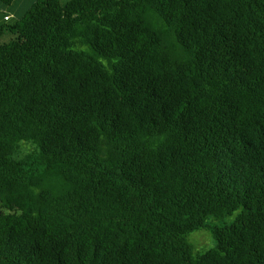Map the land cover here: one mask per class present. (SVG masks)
<instances>
[{
    "label": "trees",
    "instance_id": "obj_1",
    "mask_svg": "<svg viewBox=\"0 0 264 264\" xmlns=\"http://www.w3.org/2000/svg\"><path fill=\"white\" fill-rule=\"evenodd\" d=\"M0 14V264H264V0Z\"/></svg>",
    "mask_w": 264,
    "mask_h": 264
},
{
    "label": "rangeland",
    "instance_id": "obj_2",
    "mask_svg": "<svg viewBox=\"0 0 264 264\" xmlns=\"http://www.w3.org/2000/svg\"><path fill=\"white\" fill-rule=\"evenodd\" d=\"M31 1L32 0H15L12 6L10 7L4 6L0 2V13H8L12 15V19L8 23L15 24L18 21V19L22 17V14L27 11L29 3ZM60 1L65 4L71 0H60ZM1 23H4L3 14H0V25ZM12 41H14V37L9 33H5L0 37V45H5ZM0 207H1V203H0ZM239 212H236L231 216H226L222 219L209 218L208 224L212 228L224 227L230 225L234 222ZM188 242L193 246L195 251L198 253H205L215 248L217 244L215 236L213 235L212 232L208 230L198 231L191 234L188 238Z\"/></svg>",
    "mask_w": 264,
    "mask_h": 264
},
{
    "label": "crops",
    "instance_id": "obj_3",
    "mask_svg": "<svg viewBox=\"0 0 264 264\" xmlns=\"http://www.w3.org/2000/svg\"><path fill=\"white\" fill-rule=\"evenodd\" d=\"M5 14H8V13H5ZM8 15H10V14H8ZM10 17L12 18V15H10Z\"/></svg>",
    "mask_w": 264,
    "mask_h": 264
},
{
    "label": "built area",
    "instance_id": "obj_4",
    "mask_svg": "<svg viewBox=\"0 0 264 264\" xmlns=\"http://www.w3.org/2000/svg\"><path fill=\"white\" fill-rule=\"evenodd\" d=\"M6 19H8V17H6Z\"/></svg>",
    "mask_w": 264,
    "mask_h": 264
}]
</instances>
